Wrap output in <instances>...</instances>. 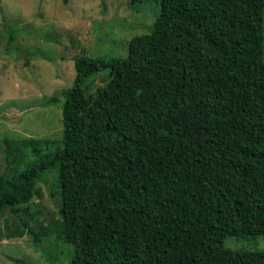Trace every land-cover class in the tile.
<instances>
[{
	"label": "trees",
	"instance_id": "1",
	"mask_svg": "<svg viewBox=\"0 0 264 264\" xmlns=\"http://www.w3.org/2000/svg\"><path fill=\"white\" fill-rule=\"evenodd\" d=\"M154 1L125 57H73L72 86L45 99H65L59 140L0 139L16 164L0 213L55 172L67 264H264V250L224 246L264 235V0ZM117 65L126 78L87 92Z\"/></svg>",
	"mask_w": 264,
	"mask_h": 264
},
{
	"label": "rangeland",
	"instance_id": "2",
	"mask_svg": "<svg viewBox=\"0 0 264 264\" xmlns=\"http://www.w3.org/2000/svg\"><path fill=\"white\" fill-rule=\"evenodd\" d=\"M159 10L154 0H0V139L59 140L65 99L59 96L54 103L45 99L72 86L73 57H125L129 39L148 32ZM6 23L14 35L10 42ZM111 71L96 75L87 92L93 93L110 78H126L124 67L117 65ZM4 148L0 144V174H10L16 164L7 162ZM58 190L56 173L50 172L35 184L32 198L20 204L16 213L8 207L2 210L0 264L68 263L71 246L54 228L61 217ZM21 217L43 233L41 243L33 241ZM16 229L23 233L13 236L10 232ZM224 246L264 250V235L226 236Z\"/></svg>",
	"mask_w": 264,
	"mask_h": 264
}]
</instances>
